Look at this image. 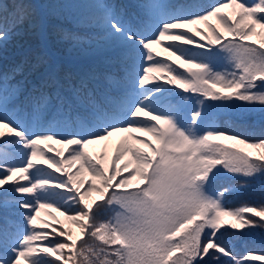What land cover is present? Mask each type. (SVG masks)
Returning <instances> with one entry per match:
<instances>
[{
  "label": "snow or ice",
  "instance_id": "snow-or-ice-1",
  "mask_svg": "<svg viewBox=\"0 0 264 264\" xmlns=\"http://www.w3.org/2000/svg\"><path fill=\"white\" fill-rule=\"evenodd\" d=\"M6 7L0 0V48L25 22L38 27L20 2L5 28ZM82 7L93 10L95 37L61 39L121 50L123 83L108 74L101 89L95 70L61 76L42 52L0 73V264H264V253L237 256L217 242L222 229L264 228L253 219L264 221V204L228 209L233 189H211L221 168L245 183L264 177V139L219 131L210 116L215 108L264 113V0L201 11L148 0L137 27L110 5ZM26 67L40 84L19 104L22 90L11 81ZM117 134L110 170L107 152L89 147ZM93 194L103 203H90ZM106 208L115 215L101 222ZM44 209L56 223L51 212H59L83 242L39 220Z\"/></svg>",
  "mask_w": 264,
  "mask_h": 264
},
{
  "label": "trees",
  "instance_id": "trees-1",
  "mask_svg": "<svg viewBox=\"0 0 264 264\" xmlns=\"http://www.w3.org/2000/svg\"><path fill=\"white\" fill-rule=\"evenodd\" d=\"M6 4L3 15L7 19L3 20V26L8 28L14 17L15 3L23 2L30 4L33 10L31 17H36V8L32 0H3ZM129 6L125 5L123 0H51V6L45 8L47 15L46 36L49 40L51 48L58 51H63L64 47L71 43V41L62 40L61 37L65 34H76L82 38L92 39L96 35V30L91 28L88 20L92 15L93 10L82 7V5H92L96 3L110 5L115 9L118 15L123 17V20L130 23L133 27L139 26V23L144 19L143 5L148 0H128ZM159 2L167 3L169 5H196L191 7L190 11H201L209 5L223 2V0H159ZM246 3H251V0H245ZM28 22L15 29L10 38L5 42V46L0 48V73H11L13 68L20 64L22 60L28 58L29 61L37 54L42 52L46 58L53 60L48 52H45L40 47L38 37L27 36L29 30ZM29 44V50H24L20 47L21 44ZM248 43V42H245ZM218 47V46H216ZM194 53L199 52L192 50ZM121 50L117 49L110 54H107L106 59L100 60L97 65L87 64L80 67V70H74L73 67L65 62H59L61 76L66 73L76 75L78 73L95 70L99 76V87L104 89L109 87L108 82L105 81V75H113L115 83H123L122 77L124 75L120 64ZM112 63V64H111ZM223 64H217V69L220 70ZM75 68V67H74ZM12 84L19 82L22 94L17 103L23 104L25 97L32 91L33 88L39 87V73L30 72L26 67L23 74H18L13 79ZM114 86V85H113ZM207 103H212L208 102ZM236 104H243V102H235ZM195 100L193 99L188 108H195ZM211 118L215 121L217 130L242 136L250 141H257L264 139V113L259 111H245L243 108H215L210 112ZM219 167V166H218ZM55 175V174H53ZM244 184V187H240ZM225 187L233 189L226 198V207L228 209H235L244 205L260 206L264 204V177H258L254 180H248L246 183L242 177L233 176L225 172L222 168L211 185L213 191H220ZM62 191V190H58ZM97 203H103L98 201ZM16 211H22L16 209ZM59 213V212H58ZM115 215L111 208L101 210L99 213V221H107ZM249 215V214H245ZM227 220V218H225ZM258 223L264 224V221H259L258 217H253ZM223 233L217 241L224 247L230 249L235 255L243 256L247 253L262 254L264 253V228L257 227L253 229H222ZM82 243L83 241H80ZM92 243V241H89ZM52 259V258H49ZM209 264H216L215 261H210ZM220 264H229L227 258L221 257ZM253 264H262V262H253Z\"/></svg>",
  "mask_w": 264,
  "mask_h": 264
},
{
  "label": "rangeland",
  "instance_id": "rangeland-1",
  "mask_svg": "<svg viewBox=\"0 0 264 264\" xmlns=\"http://www.w3.org/2000/svg\"><path fill=\"white\" fill-rule=\"evenodd\" d=\"M32 2H34V4H35L36 17L31 19V23L36 24L38 27L35 30H33L30 27V23L28 22L27 26H29L28 27L29 30H26L28 33L27 36L30 37V36L35 35L36 37H38V41H39L38 43H39L40 47L43 48V50L45 52H48L50 54L51 58L53 59L52 61H54L56 65H58L59 62H65L66 61L67 63H69L73 67L74 70H76V69L80 70V67L87 65L88 63L92 64V65H97L98 62H100V60L107 58L106 57L107 54H110L111 52L117 50V49L108 48L103 52H98L96 50L94 44L91 47L89 45L85 44L81 48V47H73L72 43H68L64 47V50L62 52L58 51L54 48H51L49 40L46 36L47 15L44 11L45 8L51 6L50 5L51 0H32ZM123 2L125 5L129 6L128 0H123ZM198 27L201 28V30H203L202 25L198 26ZM193 39L198 40L199 37H193ZM164 43H168V42H164ZM175 43H178V42H175ZM201 43H206V42L201 41ZM19 44H21V42H19ZM28 45L29 44H23V45L21 44L20 47H23V49L27 51L30 49V46H28ZM185 47H189L192 50L201 51V49L195 48L194 45H186ZM157 51H159V49H157ZM157 58L163 59L164 54L161 53V55ZM157 82L162 83V81H157ZM166 87L171 88L173 86L168 85ZM206 103H207V101H206ZM122 135H124V134H117V135L113 136L112 138H110V140H108V141L98 142L95 145H91L89 147V152L98 155L102 151H106L107 152V160L109 162V166H110V170H111V168L114 167V165H112L111 162L114 158L113 153L115 150V146L119 142ZM133 135H140V134L133 133ZM142 139L151 140V137L144 136V137H142ZM52 147L58 148L59 146L53 145ZM48 155H52V153H48ZM118 163L122 166L123 161H118ZM40 167H44L45 171H51L50 169H47L43 165H40ZM73 171H75V169H73ZM53 174H55L56 176L59 175V173H53ZM124 175H127V173H125ZM84 179L87 180L88 177L85 176ZM118 179H119V177H118ZM110 191H111V189H110ZM98 201H102V198L96 194H93L89 199L90 203L91 202H98ZM49 211H50L49 209L41 210L39 220H41L45 223H48V224H52L53 227H56L60 230L70 229V231L73 234V238L77 239L79 241V237H80L79 229H77L75 226L71 225L68 221H66L64 219V217L61 216L58 212H51V216L55 217L56 221H59V223H56L55 221L51 220L49 218V216L46 214ZM43 231H50V229H43Z\"/></svg>",
  "mask_w": 264,
  "mask_h": 264
}]
</instances>
